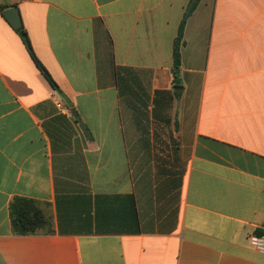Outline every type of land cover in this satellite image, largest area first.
I'll return each mask as SVG.
<instances>
[{
	"label": "crops",
	"instance_id": "obj_1",
	"mask_svg": "<svg viewBox=\"0 0 264 264\" xmlns=\"http://www.w3.org/2000/svg\"><path fill=\"white\" fill-rule=\"evenodd\" d=\"M193 1L0 0V264H264V0Z\"/></svg>",
	"mask_w": 264,
	"mask_h": 264
},
{
	"label": "trees",
	"instance_id": "obj_2",
	"mask_svg": "<svg viewBox=\"0 0 264 264\" xmlns=\"http://www.w3.org/2000/svg\"><path fill=\"white\" fill-rule=\"evenodd\" d=\"M198 0H194L192 3V8L196 4ZM187 17V16H186ZM185 17V18H186ZM185 23H182V27L180 29V35L183 30V26ZM21 36L22 41L28 51L32 61L35 63L36 67L39 71L44 75L47 81L52 85V87L57 88V84L50 75V73L46 70L42 62L38 59L28 33L22 27L21 29H15ZM179 39L176 41L175 49H174V58H175V66L179 67ZM40 203L26 198L16 197L12 203L10 204V218L13 233L15 235L23 236V235H36V234H45L51 232L48 229L50 225V219L45 213V210L40 207ZM259 234H264V232H260Z\"/></svg>",
	"mask_w": 264,
	"mask_h": 264
},
{
	"label": "water",
	"instance_id": "obj_3",
	"mask_svg": "<svg viewBox=\"0 0 264 264\" xmlns=\"http://www.w3.org/2000/svg\"><path fill=\"white\" fill-rule=\"evenodd\" d=\"M3 15L14 27V29H21L23 27L20 12L17 8H12L3 12Z\"/></svg>",
	"mask_w": 264,
	"mask_h": 264
},
{
	"label": "built area",
	"instance_id": "obj_4",
	"mask_svg": "<svg viewBox=\"0 0 264 264\" xmlns=\"http://www.w3.org/2000/svg\"><path fill=\"white\" fill-rule=\"evenodd\" d=\"M58 107L61 108V104H59ZM249 244L254 250L264 255V234L250 236Z\"/></svg>",
	"mask_w": 264,
	"mask_h": 264
}]
</instances>
